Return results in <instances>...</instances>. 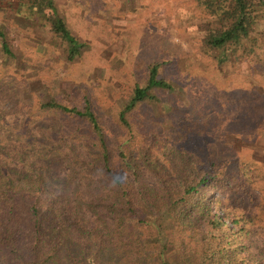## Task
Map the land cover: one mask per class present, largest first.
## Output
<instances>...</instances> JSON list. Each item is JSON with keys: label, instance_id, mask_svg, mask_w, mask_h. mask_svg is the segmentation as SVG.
<instances>
[{"label": "trees", "instance_id": "16d2710c", "mask_svg": "<svg viewBox=\"0 0 264 264\" xmlns=\"http://www.w3.org/2000/svg\"><path fill=\"white\" fill-rule=\"evenodd\" d=\"M196 1L206 25L202 43L209 53L218 50L212 60H247L254 68L222 86L246 90L252 78L264 86V0ZM0 12L25 26L47 16L67 59L79 55L82 42L53 0H0ZM5 29L0 24V52L13 58ZM159 66L147 65L145 80L107 122L87 97L81 108L37 98V107L71 124L48 128L51 138L24 165L0 157V264H264V243L252 239L264 235V144L255 140L264 135V107H251L252 97L240 94L242 125L257 135L219 141L212 108L189 126L173 96L158 109L163 100L155 89L175 95ZM140 103L150 106L142 123L130 116ZM144 169L154 176L150 184L140 176Z\"/></svg>", "mask_w": 264, "mask_h": 264}, {"label": "rangeland", "instance_id": "374dc122", "mask_svg": "<svg viewBox=\"0 0 264 264\" xmlns=\"http://www.w3.org/2000/svg\"><path fill=\"white\" fill-rule=\"evenodd\" d=\"M53 4L71 35L82 42L79 55L71 60L66 57L64 40L51 31L47 16L25 26L5 17L11 11L0 12V24L5 25L14 56L0 52V157L24 165L36 145L51 138L48 128H70L71 121L54 119L50 110L37 107V98L81 108L87 97L100 121L107 122L129 97L133 85L145 80L152 61L160 62V76L174 82L175 95L155 90L161 100L174 97L183 125L200 119L208 106L215 111L214 131L219 141L232 137L230 143L248 142L255 133L242 125L246 100L240 94L248 100L252 97L249 105L260 110L264 86L254 78L246 90L240 84L231 89L222 86L227 77L248 75L254 68L247 60L221 65L212 60L218 50L209 53L202 43L206 25L196 0H53ZM214 69L222 70L220 78ZM164 100L157 103L158 109L166 107ZM145 105L137 104L130 116L142 123V114L150 110ZM206 114L210 116L208 110ZM237 115L239 119L233 121ZM230 120L236 123L234 130ZM258 124H264V116ZM255 140L264 144V135ZM69 142L66 138L63 145ZM63 145L60 149L69 152ZM5 151L7 156H3ZM56 170L62 173L64 168L60 165ZM126 175L133 179L131 173ZM140 176L149 184L154 181L146 169ZM261 234L252 235L258 246L264 243Z\"/></svg>", "mask_w": 264, "mask_h": 264}]
</instances>
